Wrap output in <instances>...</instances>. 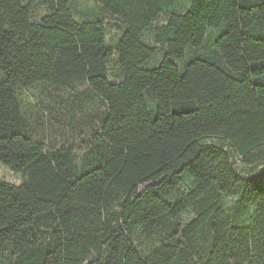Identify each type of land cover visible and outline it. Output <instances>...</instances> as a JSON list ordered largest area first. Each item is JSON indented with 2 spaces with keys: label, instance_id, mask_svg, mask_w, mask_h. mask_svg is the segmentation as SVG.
Returning a JSON list of instances; mask_svg holds the SVG:
<instances>
[{
  "label": "trees",
  "instance_id": "trees-1",
  "mask_svg": "<svg viewBox=\"0 0 264 264\" xmlns=\"http://www.w3.org/2000/svg\"><path fill=\"white\" fill-rule=\"evenodd\" d=\"M72 1L0 0V264H264V0H98L113 45ZM41 83L101 99L79 145L30 130Z\"/></svg>",
  "mask_w": 264,
  "mask_h": 264
},
{
  "label": "rangeland",
  "instance_id": "rangeland-1",
  "mask_svg": "<svg viewBox=\"0 0 264 264\" xmlns=\"http://www.w3.org/2000/svg\"><path fill=\"white\" fill-rule=\"evenodd\" d=\"M71 10L78 19L105 17L107 22L111 23L107 25L106 35L110 45H113L120 37L123 29L122 24L103 12L98 0H73ZM45 13L43 5L39 1L35 3L34 18L39 20ZM190 57L187 56L186 59ZM174 61L181 66L177 59ZM115 69L116 66L111 65L110 73H113ZM109 79L113 80L111 75H109ZM81 90L69 96L67 92L48 83L21 89L20 102L30 130L34 131V134L45 137L49 145H59L66 141L74 146L79 145L88 136L90 128L97 120L99 110L103 108L99 97L90 90H85V87ZM89 123L91 127H89ZM236 163L238 167L242 166L237 159ZM0 179L19 185L22 182V175L15 173L0 162ZM182 218L184 221H188L191 215L186 214Z\"/></svg>",
  "mask_w": 264,
  "mask_h": 264
}]
</instances>
